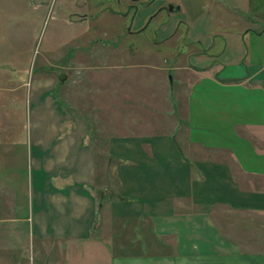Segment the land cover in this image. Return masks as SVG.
Instances as JSON below:
<instances>
[{
  "label": "crops",
  "instance_id": "1",
  "mask_svg": "<svg viewBox=\"0 0 264 264\" xmlns=\"http://www.w3.org/2000/svg\"><path fill=\"white\" fill-rule=\"evenodd\" d=\"M127 1L140 17H127L118 42L105 45L109 52L96 63L87 59L83 71L87 90L108 94L118 110L114 119L111 111L87 119L141 122V131L103 128L106 143L92 156L90 180L80 183L90 195L73 196L70 213L41 214L39 235L51 249L64 248L65 260L67 250L87 251L86 264H256L196 208L264 202L236 181L238 174L264 179V0ZM149 73L153 79L138 78ZM73 87L78 114L80 87ZM160 115L169 124L165 135ZM96 155L103 157L98 186ZM87 233L92 238L82 242Z\"/></svg>",
  "mask_w": 264,
  "mask_h": 264
},
{
  "label": "rangeland",
  "instance_id": "2",
  "mask_svg": "<svg viewBox=\"0 0 264 264\" xmlns=\"http://www.w3.org/2000/svg\"><path fill=\"white\" fill-rule=\"evenodd\" d=\"M141 13L138 5L127 0H0V264L92 262L84 250H67L65 260L64 248L55 245L51 249L47 237L39 235L40 216L51 219V212L70 213L73 196L90 195L81 184L90 180L92 156L106 143L104 127L107 132L111 126V133L125 128L126 135L141 131V122L127 121L126 128L109 118L95 123L87 119L89 114L106 116L111 107L108 94L94 87L87 90L90 78L83 72L87 59L94 64L92 59L103 57L105 45L118 42L126 18ZM138 78L154 77L149 73ZM156 78L162 100L163 76ZM74 85L80 87L75 93L82 106L76 109L78 114L70 102ZM54 86L63 91L52 89ZM115 110L116 106L111 111L113 119ZM126 113L131 121L140 120ZM158 117L160 132L165 135L169 124ZM111 133L107 135L114 136ZM134 143L128 138V146ZM102 158H95L94 186L101 183L97 169ZM236 181L244 192L256 190L264 198V179L238 174ZM253 183L254 188L248 186ZM196 209L211 216L225 240L237 244L256 264H264L263 200L225 206L213 201ZM91 238L87 233L80 240Z\"/></svg>",
  "mask_w": 264,
  "mask_h": 264
}]
</instances>
